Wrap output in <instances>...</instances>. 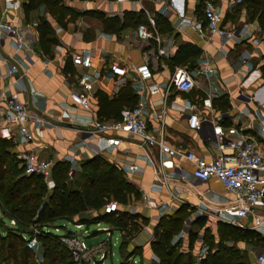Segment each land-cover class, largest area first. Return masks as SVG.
<instances>
[{
  "label": "crops",
  "instance_id": "crops-1",
  "mask_svg": "<svg viewBox=\"0 0 264 264\" xmlns=\"http://www.w3.org/2000/svg\"><path fill=\"white\" fill-rule=\"evenodd\" d=\"M24 1L0 0V18L29 26L37 22L39 16H44L51 27L50 36L54 41L48 43L44 50L37 27H34L30 28L28 34L32 52L15 53L10 37L4 36L0 39V54L6 56L9 62L19 63L20 69L25 70L23 80L27 89L20 94V98L35 113L51 118L55 125L41 129L27 145H14L13 151L16 155L35 152L40 158L54 162H69V158L73 157L77 162L75 170H80L84 162L96 156L116 167L125 181L139 193L137 198L131 196L126 204H119L120 208L127 211L133 207L136 214L146 219L144 223L137 220L140 229L129 242L128 251H134L130 256H138L140 264H158L159 258L152 251L151 242L155 239V229L161 218L174 216L182 207H186V210L192 208L195 213L196 209L204 206L225 204L230 195L214 178L206 183H192L195 180V167L185 157H168L162 167V176L167 180L159 182L156 167L147 161L138 140L125 137L123 132L101 135L75 151L73 144L84 137L80 123L89 115L98 120H114L97 117V93L102 91L111 98L126 84L133 87V76L128 72L130 66L147 60L152 70V77L147 84L163 87L176 67L191 70L207 64L213 71L197 77L196 87L188 92L171 91L164 106L163 125L150 118L148 129L157 136L161 131L164 141L171 147L211 158L217 153L212 120L220 113V124L229 138L236 132L240 138L253 140L258 148L264 150V30L252 13L251 4L246 0L235 5H230L229 0H212L221 9L222 25L234 30L243 29L247 33L246 37L224 42L217 36H201L191 25L180 23L181 19H186L205 27L201 0H66L67 6L78 16L67 21L65 27L59 26L43 6L24 11ZM139 10L144 13L146 10L154 19L161 38L160 44L152 39L142 41L137 38L134 26L126 27L116 34L106 33L98 18L86 14L98 11L110 16ZM168 41H171L172 47L170 55L161 52L168 48ZM72 53L81 55L80 64L72 63ZM45 60H48V64ZM113 67H122L126 72L114 74ZM4 73L5 67L2 66L0 85L15 89L12 83L18 73L10 78ZM82 82L90 84V112L75 106L69 99L70 90L79 89ZM30 87L35 93L30 92ZM133 89L137 95L136 104L139 94ZM142 96L146 100L148 112L163 108L161 91L153 94L144 91ZM216 97L227 100L226 110L221 111L212 104V99ZM191 110H197L207 117L208 121L201 130L188 128L187 117ZM117 138L122 140L120 147H112L111 143ZM153 152L156 158L155 149ZM129 162L137 163L139 170L127 172L125 165ZM178 169L183 170L185 176L171 179ZM153 184L156 187L151 188ZM144 192L153 201V207L144 206L141 200ZM199 217L205 218L204 228H208L216 240L217 224L222 222L206 215L189 218L188 231ZM243 222L246 227H250L252 217L248 216ZM108 225L109 229L102 230L107 231L109 236L117 230L121 243L122 231L113 223L108 222ZM204 228L197 231L191 248L188 246V235L181 240L186 247L185 252L192 255L194 264L200 262L196 253L201 244L208 245L203 240ZM255 232L258 234V245L244 240L232 243L242 255L246 251L245 256L252 263L257 250L258 253L264 252V225Z\"/></svg>",
  "mask_w": 264,
  "mask_h": 264
},
{
  "label": "built area",
  "instance_id": "built-area-1",
  "mask_svg": "<svg viewBox=\"0 0 264 264\" xmlns=\"http://www.w3.org/2000/svg\"><path fill=\"white\" fill-rule=\"evenodd\" d=\"M241 1L229 0L228 3L235 5L241 3ZM145 13L148 22L140 23L136 27L135 34L142 41L152 39L157 44H160L161 38L156 29L155 21L146 10ZM202 14L205 19V27H202L196 21L186 19H181L180 23L191 25L201 36H217L224 42L236 37H246L247 35L243 29L234 30L222 25L221 9L212 0H206L203 3ZM36 25L37 22H32L29 26H25L21 23L0 18V39L4 36L10 37L15 53L19 51L32 52V43L28 34L30 33V28H34ZM167 44L168 48L163 49L161 52L170 55L172 51L171 41H168ZM71 60L73 64H80L81 55L72 53ZM44 62L48 64V60ZM2 66L5 67L4 75L6 77H13L17 73L18 75L12 83L15 89H11L8 85H0V138L10 140L14 145H27L32 142L41 129L46 126H54L55 123L51 118L35 113L20 98V94L27 89L23 80L25 70L20 69V64L9 62L6 56L0 54V68ZM212 71L213 69L207 64L191 70L184 67H176L169 81L163 87H160L156 84H147V81L152 77V70L147 60L130 66L128 72L132 74L133 87L139 94L137 103L132 108L122 110L119 119L103 121L89 115L87 119L80 123V131L84 134V137L73 144V149L75 151L79 150L87 146L92 140L109 132H123L125 137H132L138 140L139 146L146 153L147 161L156 167V178L161 183L167 180V178L162 176V167L167 163L166 159L168 157H185L195 167V180L192 183H206L209 179L214 178L222 185L224 191L230 195L225 204L198 208L194 216L206 215L229 226L258 230L264 225L263 149L258 148L253 140L240 138L236 132L233 137L229 138L225 128L220 124L222 119L220 113L212 120L217 153L211 158H203L192 151L171 147L164 141L161 131L159 136H157L148 129L150 118L159 121L161 126L163 125L164 106L171 91L188 92L196 87L197 77ZM112 72L121 75L126 71L122 67H113ZM89 89L90 84L82 82L79 89H72L69 92L71 103L87 112L91 111ZM144 91H148L151 94L161 91L163 108L158 111L148 112L146 110V100L142 96ZM30 92L35 93L31 87ZM207 121L206 116L201 115L197 110H191L187 117V126L191 130L198 131L202 129ZM262 131H264V128ZM121 142V138H117L111 145L119 148ZM154 149L156 158L154 157ZM17 157L21 160L25 175H41L47 187L49 189L53 187L51 175L54 161L40 158L35 152H21ZM69 162L71 164L69 177L72 178L77 162L73 157L69 158ZM125 170L129 173H134L139 170V166L135 162H129L125 165ZM184 176V171L178 169L174 172L171 179L177 180ZM154 187H156L155 184L151 188ZM141 200L146 208L154 206L153 201L146 192L141 194ZM258 208L262 210L259 211ZM118 209H120L118 202L110 200L103 206L102 213L109 214L118 211ZM127 211L134 214L136 209L130 207ZM248 216L252 217V225L250 227H246L243 222V219ZM189 222L190 219L184 222V227L174 235L172 244L185 239L189 229ZM9 225L15 227L17 225L16 220L14 218L9 219ZM75 226L79 228L81 224ZM29 230L31 234L29 236L24 235L26 247L37 250L39 243L36 236L39 232V227L31 225ZM84 232L86 233V231ZM59 238L61 243L70 251L73 261L77 264H94L95 259L101 258L104 253L108 254L109 251L107 242H101L95 247H87L81 237L72 233L60 235ZM208 249V245L201 244L196 253L198 261L204 258ZM127 259L125 260L126 264L133 263V260L128 261ZM252 264H264V252L255 253Z\"/></svg>",
  "mask_w": 264,
  "mask_h": 264
},
{
  "label": "trees",
  "instance_id": "trees-1",
  "mask_svg": "<svg viewBox=\"0 0 264 264\" xmlns=\"http://www.w3.org/2000/svg\"><path fill=\"white\" fill-rule=\"evenodd\" d=\"M66 0H25L22 4L24 11L34 10L43 6L59 26L65 27L67 21L74 20L78 14L67 4ZM206 0H201L202 7ZM251 4L252 13L256 15L261 28L264 30V0H246ZM98 18L103 31L116 34L122 29L140 23H147V17L142 10L124 11L122 15L106 16L102 12H89ZM37 31L43 43H52L51 27L44 16H39ZM98 109L96 115L100 119H119L123 108L135 105L137 95L130 84L121 87L113 97L98 91ZM212 104L224 111L228 107L224 97L212 99ZM12 141L0 138V211L8 219L14 218L15 227L6 225L7 230L0 232V264H34L35 250L26 247L24 235L31 234L29 226L39 227L37 240L41 247V264H77L73 261L70 251L59 241L54 240L58 235L53 234L49 225L57 222L91 223L101 219L113 223L122 231L119 246L121 254L127 257L134 251H128V245L134 234L140 229L145 218L126 210L103 214V206L110 200L118 204H126L131 196L137 198L139 193L125 181L116 167L100 157H93L75 170L69 177L70 162L56 161L52 168L53 187L49 189L41 175H25L23 167L18 166L21 160L13 151ZM79 176L76 183L75 178ZM186 207H182L174 216L163 217L155 229V239L151 242V249L159 258L158 264H194L189 260L182 261L181 253L175 255V244L172 239L183 227L186 220ZM3 223V221L1 220ZM4 224V223H3ZM194 224L204 228L205 218H196ZM203 240L208 244L209 251L199 264H249L244 261L247 256L242 255L232 243L244 240L256 244L258 234L255 230L240 229L224 223L217 224V239L204 228ZM188 246L191 248L197 237V231L189 230ZM127 246V247H126ZM182 261V262H181ZM83 264V263H82Z\"/></svg>",
  "mask_w": 264,
  "mask_h": 264
},
{
  "label": "rangeland",
  "instance_id": "rangeland-1",
  "mask_svg": "<svg viewBox=\"0 0 264 264\" xmlns=\"http://www.w3.org/2000/svg\"><path fill=\"white\" fill-rule=\"evenodd\" d=\"M18 166H22V163L19 164ZM79 180H80L79 176L77 175L74 182L76 183ZM184 215L186 219H189V218L193 219L194 217L193 209L190 208L189 210L184 211ZM1 220L3 221L4 224L1 222ZM5 224L6 225L9 224V219L6 216L2 215L0 211V232H4L5 230H7ZM75 225H78V223L60 221L55 224L54 223L50 224L49 227L51 229L50 231L53 234L58 235V238H55L54 240L59 241V242H61L59 238L60 235L66 234L68 231H70V233L74 235L81 237L84 240L87 247H95L97 244L101 242H107L109 251H108L107 257L103 261L104 262L103 264H119L121 261L126 260L127 255H124L125 253L121 254L119 251V246H120L119 232L117 230H114L111 232L109 236L107 231L102 230V229L110 228V226L108 225V222L105 219H101L98 224L96 222L81 224L79 228H77ZM199 230L201 231V229L198 228L196 225H193L191 228V231H199ZM84 231H86V233ZM93 231H98V232L93 233ZM255 245H258V242H256ZM185 248L186 247L185 245H183L182 241L177 242L175 244V255L177 253H181L182 261H185L187 259L193 262L192 255L189 252L186 253ZM41 252H42L41 247H38L37 250L34 251V254H33L34 264H41ZM245 253L246 251L244 252L243 255H246ZM257 253H258V250H257ZM127 260L128 261L133 260V263L131 264H140L138 256H133V257L129 256ZM244 261L248 262L249 264L252 263L250 262L249 258H247V260H244ZM87 264H91V263H87Z\"/></svg>",
  "mask_w": 264,
  "mask_h": 264
},
{
  "label": "water",
  "instance_id": "water-1",
  "mask_svg": "<svg viewBox=\"0 0 264 264\" xmlns=\"http://www.w3.org/2000/svg\"><path fill=\"white\" fill-rule=\"evenodd\" d=\"M93 232H95V231H93ZM67 234H70V231H68ZM106 257H107V254L104 253V254L101 256V258H99V259H95V260H94V264H102L103 261H104V259H105ZM119 264H126V262H125V261H121Z\"/></svg>",
  "mask_w": 264,
  "mask_h": 264
}]
</instances>
